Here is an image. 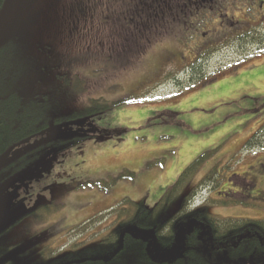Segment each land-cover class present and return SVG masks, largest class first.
Listing matches in <instances>:
<instances>
[{"label": "rangeland", "instance_id": "obj_1", "mask_svg": "<svg viewBox=\"0 0 264 264\" xmlns=\"http://www.w3.org/2000/svg\"><path fill=\"white\" fill-rule=\"evenodd\" d=\"M71 1L5 3L0 47L13 44L21 59L19 92L49 94L52 118L86 109L93 98L139 97L35 134L1 158L8 162L53 133L95 134L68 149L46 148L15 173H0V264H30L46 245L64 249L76 239H69L72 228L126 197L154 207L204 153L211 154L169 214L217 167L216 185L197 188L191 208L211 199L213 215L264 219V137L254 147L246 145L264 124V61L254 62L264 59L258 32L264 20L250 26L252 39L240 52L234 44L209 60H183L179 51L190 55V50L175 42L166 22L158 43L136 57L138 35L132 29L117 31L110 23L108 37L105 27L100 30L103 16L81 23L76 16L68 19L65 6ZM247 60L252 67L245 63L243 70ZM76 74L83 77V88L76 87ZM169 99L175 103L166 104ZM125 169L135 172L134 179L118 177ZM116 177L109 187L97 183ZM228 200L257 205L213 202ZM111 220L91 227L90 232L99 231L96 240L106 235L102 228Z\"/></svg>", "mask_w": 264, "mask_h": 264}, {"label": "trees", "instance_id": "obj_2", "mask_svg": "<svg viewBox=\"0 0 264 264\" xmlns=\"http://www.w3.org/2000/svg\"><path fill=\"white\" fill-rule=\"evenodd\" d=\"M6 2L7 0H0V12ZM144 2L145 0H72L70 4H66L65 9L68 11V19L76 16L80 23L85 19L93 21L103 16L100 30L105 27L108 37L110 23L117 31L123 26L132 29L134 37L135 34L138 35L134 40L138 51L134 55L139 57L153 41L152 24L146 21L147 17L142 13V10L147 9ZM115 17L116 23L113 21ZM129 19H132V24ZM70 22L72 24L71 20ZM91 27L93 26H89L90 29ZM10 45L13 44L0 47V173H15L28 166L46 148L68 149L95 134L53 133L50 139L30 147L4 163L1 158L17 143L55 126L64 125V122L84 120L95 113L132 103L139 97L133 93L118 100L93 98L91 106L86 109L52 118L49 94L25 97L19 92L17 86L22 69L21 59ZM76 75L79 78L76 87L83 88L86 85L81 81L83 77ZM262 137L264 124L246 145L254 147ZM210 154H201L190 163L154 207H148L144 201H134L126 197L115 207L112 206L72 228L69 239H76L64 249L43 246L30 264H264V219L213 215L209 211L211 199L196 207L191 208L189 205L197 188L216 185L217 167L184 196L178 211L169 214ZM161 162L158 160L151 164L158 165ZM118 177L134 179L135 172L125 169ZM118 177L97 183L109 187ZM241 201L243 200L213 202L234 204ZM242 203L257 205L250 200ZM109 218L112 220L102 228L106 235L96 240L99 231L90 232L91 227Z\"/></svg>", "mask_w": 264, "mask_h": 264}, {"label": "flooded vegetation", "instance_id": "obj_3", "mask_svg": "<svg viewBox=\"0 0 264 264\" xmlns=\"http://www.w3.org/2000/svg\"><path fill=\"white\" fill-rule=\"evenodd\" d=\"M144 4L147 9L142 13L152 24L151 46L158 43L166 22L171 23L175 42L190 50V55L179 51L183 60H209L234 44L240 52L244 41L252 39L250 26L264 20V0H145ZM128 21L132 24V19ZM258 32L264 38V30Z\"/></svg>", "mask_w": 264, "mask_h": 264}, {"label": "crops", "instance_id": "obj_4", "mask_svg": "<svg viewBox=\"0 0 264 264\" xmlns=\"http://www.w3.org/2000/svg\"><path fill=\"white\" fill-rule=\"evenodd\" d=\"M262 52H264V51H262ZM264 61V59H261V60H255L254 62H257V63H260V62H263ZM245 63H248V68H251L252 66V64L250 65V63H252V62H248V60L247 61H245L244 63H242V65L240 66V67H243V70H245V69H247V67H246V65H245ZM226 73H228L229 75L228 76H226V77H230L231 75H232V73H229V72H226ZM226 77H223V78H221V79H217V80H222V79H224V78H226ZM172 93V92H171ZM171 93L170 94H168V95H166L164 98H166V97H168V96H171ZM160 99V98H159ZM163 98H161V100H162ZM171 103H175V101H173V99H169V100H166V104H171ZM166 104H163V105H166ZM155 106V105H154ZM112 207V206H111ZM110 208V207H109ZM108 208V209H109ZM108 209H106V210H108ZM105 210V211H106ZM101 212H103V211H101ZM101 212H99V213H101Z\"/></svg>", "mask_w": 264, "mask_h": 264}]
</instances>
